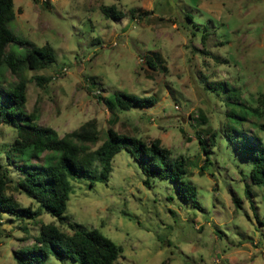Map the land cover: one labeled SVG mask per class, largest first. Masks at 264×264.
Returning <instances> with one entry per match:
<instances>
[{
	"label": "rangeland",
	"instance_id": "1",
	"mask_svg": "<svg viewBox=\"0 0 264 264\" xmlns=\"http://www.w3.org/2000/svg\"><path fill=\"white\" fill-rule=\"evenodd\" d=\"M13 1V32L52 45L56 54L46 67L23 71L26 109L38 112L36 122L62 135L95 119L98 143L109 126L147 141L159 137L172 156L184 158L196 186L192 202L181 199L168 178L145 184L136 159L123 148L106 181L89 186L88 179H70L67 220L120 244L114 264H264V182L251 181L250 160L227 135L245 129L264 139V130L253 128L252 117H239L241 105L205 85L226 81L247 104L256 103L264 91V0ZM102 4H114L123 16L104 15ZM153 51L161 58L151 65L145 56ZM35 75L43 76L41 82ZM15 79L4 70L3 84ZM118 90L157 100L110 109L105 100ZM209 131L217 136L201 172L205 154L197 135ZM15 135L13 126L0 125V161L10 167L7 192L36 209L34 198L17 187L18 172L3 152ZM49 221L59 224L44 209L36 218L1 210L0 264H18L14 250L30 245L40 223ZM60 227L72 230L66 223ZM45 264L79 263L50 254Z\"/></svg>",
	"mask_w": 264,
	"mask_h": 264
},
{
	"label": "trees",
	"instance_id": "2",
	"mask_svg": "<svg viewBox=\"0 0 264 264\" xmlns=\"http://www.w3.org/2000/svg\"><path fill=\"white\" fill-rule=\"evenodd\" d=\"M100 8L106 16H123L114 4H102ZM14 17V1L0 0V125L7 124L16 130V135L3 152L7 163L18 172L17 187L34 198L38 206L36 209L21 206L7 192L11 180L8 175L10 167L0 161V211L36 218L40 210L44 209L59 222H41L34 241L14 250V256L18 264H45L50 254L69 257L79 264H114L122 251L120 244L95 227L87 228L67 220L65 209L72 190L71 178L88 179L89 186L97 180L106 181L112 169L114 154L124 148L136 159L145 176V184H150L151 177L168 178L175 184L178 196L183 200L191 199L192 202L196 199V186L187 178L184 158L172 156L159 137L147 141L109 126L105 137L98 143L100 131L95 119L85 120L77 128L62 135L50 125L37 123L38 112L26 109L27 84L23 71L26 68L46 67L55 60L56 54L50 44L38 45L29 38L16 35L9 26ZM13 43L22 49L14 48ZM145 58L153 65L154 60L161 57L159 52L153 51L151 56L146 55ZM5 69L16 74L17 79L3 84ZM35 79L41 82L43 76L35 75ZM205 85L211 90L216 89L217 94L223 92L225 102L241 105L237 113L239 117H252L250 122L253 128L264 130V91L257 95L256 103L251 105L241 99L238 88L231 83L209 81ZM156 100L154 94L140 95L118 90L106 98L105 103L110 109H129L148 106ZM227 135L233 148L250 160L251 181L263 183L264 139L258 133L245 129L236 131L234 137ZM216 136L215 131H209L206 137L199 133L197 135L205 154V161L199 166L201 172L208 162V153ZM245 189L249 194L248 182ZM232 199L236 206L241 204L237 195L232 194ZM62 223L72 230L62 229Z\"/></svg>",
	"mask_w": 264,
	"mask_h": 264
}]
</instances>
